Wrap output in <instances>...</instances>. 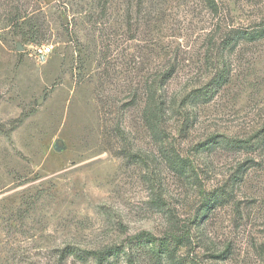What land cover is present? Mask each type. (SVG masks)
<instances>
[{"label":"rangeland","instance_id":"374dc122","mask_svg":"<svg viewBox=\"0 0 264 264\" xmlns=\"http://www.w3.org/2000/svg\"><path fill=\"white\" fill-rule=\"evenodd\" d=\"M217 1L216 16L202 0H0V264L186 230L158 264H264V150L216 143L263 147L264 39L223 52L220 39L264 26V0ZM224 61L231 83L190 103ZM173 67V109L150 130L142 91Z\"/></svg>","mask_w":264,"mask_h":264},{"label":"trees","instance_id":"16d2710c","mask_svg":"<svg viewBox=\"0 0 264 264\" xmlns=\"http://www.w3.org/2000/svg\"><path fill=\"white\" fill-rule=\"evenodd\" d=\"M206 8L214 15H220V5L217 0H202ZM103 9V8H102ZM220 25V24H219ZM264 39V26L261 25L258 29H237L227 32L220 39V48L223 51L231 50L236 51L237 48L244 43L259 42ZM217 49V48H216ZM227 61L222 63L223 67L217 70L211 80L205 87L195 90L188 98L190 103H209L213 98L222 91L223 88L231 83L230 67L226 64ZM175 67L162 72L161 76L156 82L144 87L142 94L146 100L143 109L144 121L150 130H161L162 125L169 115L172 106L168 105L166 99V85L177 74ZM264 131V130H263ZM261 143L263 147L249 145V142L237 141L233 142H216L220 146L232 148L238 151L246 150L247 152L257 151V149L264 150V132ZM207 142L204 147L213 149L214 143ZM173 169L183 175H188L189 171L192 172V166L188 159L182 158L179 155L170 159ZM205 207L215 209L221 202V196L216 193H210L205 196L203 201ZM190 230H186L182 234L172 233L171 236L158 239L149 233H140L127 239V241L120 246H112L103 250H82L76 246L67 245L62 249L57 250L58 264H67L70 259L75 262L83 264L89 263L92 259L96 264H111L112 261L125 260L127 264H143L145 259L150 256L153 264H158L165 254V249L168 251L171 244L181 246L191 239ZM159 249H156L157 245ZM164 249V250H163Z\"/></svg>","mask_w":264,"mask_h":264},{"label":"built area","instance_id":"2783aa9c","mask_svg":"<svg viewBox=\"0 0 264 264\" xmlns=\"http://www.w3.org/2000/svg\"><path fill=\"white\" fill-rule=\"evenodd\" d=\"M52 48L49 46H37L35 50V56L37 59L42 60L51 55Z\"/></svg>","mask_w":264,"mask_h":264},{"label":"water","instance_id":"95a60500","mask_svg":"<svg viewBox=\"0 0 264 264\" xmlns=\"http://www.w3.org/2000/svg\"><path fill=\"white\" fill-rule=\"evenodd\" d=\"M19 50L21 51L22 50V48L21 47H19ZM58 149V148H57ZM58 151H60L59 149H58Z\"/></svg>","mask_w":264,"mask_h":264}]
</instances>
